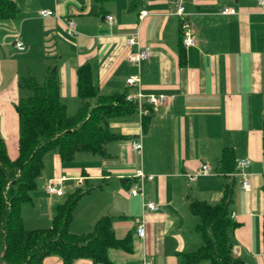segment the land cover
<instances>
[{
	"label": "crops",
	"instance_id": "crops-1",
	"mask_svg": "<svg viewBox=\"0 0 264 264\" xmlns=\"http://www.w3.org/2000/svg\"><path fill=\"white\" fill-rule=\"evenodd\" d=\"M13 1L15 18L0 20V138L10 160L18 155L14 105L31 95L23 80L32 77L41 83L48 67L57 69L59 97L66 112L69 104L77 111L80 106L75 72L82 65L89 66L98 95L134 92L124 81L138 74L142 93L173 96L164 106H149L150 114L142 125L135 109L109 119V130L121 138L105 145L104 158L77 153L64 163L56 151L46 153L43 162L47 160L49 166L43 163L37 178L42 191L34 192L30 201L33 214L25 208L29 225L21 212L24 230L50 227L55 207L73 191L81 192L69 230L87 233L97 219L110 216L115 238L125 242L122 248L108 249L112 264H141L144 259L151 264H183V255L201 242L195 235L196 216L188 204H214L230 184V214L234 213L237 223L231 255L246 264H264V4L258 0H183L195 39L184 48L179 19L171 13L168 0H138L133 8L128 7L129 0H115L111 7H104L105 15L113 16L111 25L93 0ZM222 7H232L236 14L219 15ZM44 9L54 15L39 16ZM142 10L147 16L139 19ZM68 19L74 22L75 35L65 32ZM134 33L140 47L150 49L149 58L138 65L125 59L124 40ZM16 39L22 42V50L13 46ZM89 103L94 106L95 100ZM131 141L141 143L140 152L130 149ZM224 148L231 150L235 161L249 159L250 192L240 188L234 171L218 172ZM213 159L214 174L188 180L187 175L197 173L201 163L211 167ZM138 169L153 176L144 181L143 192L144 201L158 204L155 212H142L141 198L127 194ZM48 183L63 189L61 203L44 192ZM139 221L144 224L143 238L135 233ZM42 264L62 262L49 256ZM74 264L93 263L81 259Z\"/></svg>",
	"mask_w": 264,
	"mask_h": 264
},
{
	"label": "trees",
	"instance_id": "trees-1",
	"mask_svg": "<svg viewBox=\"0 0 264 264\" xmlns=\"http://www.w3.org/2000/svg\"><path fill=\"white\" fill-rule=\"evenodd\" d=\"M113 0H93L105 15L104 7ZM138 0H129L133 8ZM17 6L13 0H0V20L15 18ZM182 59V57H180ZM76 95L80 100L78 111L68 115L59 97L58 73L55 66L46 69L43 81L32 77L23 80L31 95L19 99L14 109L18 116V155L10 160L0 138V250L1 264H42L44 258L56 256L62 264L90 260L93 264H112L107 257L110 248H122L117 240L110 216L96 220L87 233L74 234L69 224L81 192H73L68 200L54 209L51 226L25 231L20 207L30 201V192L43 167L46 153L56 151L61 162H71L77 153H91L105 157V145L121 138L109 130L107 122L113 117L134 111L124 100V93L98 95L91 80L88 65L76 70ZM95 100L94 106L90 101ZM146 121L144 126H146ZM262 153L264 156V122L262 123ZM235 160L230 149H222L218 172L234 171ZM232 188L224 186L221 198L214 204L190 201L189 211L197 217L194 227L200 244L183 255V264H246L230 252V234L237 223L230 217ZM264 246V229L262 232Z\"/></svg>",
	"mask_w": 264,
	"mask_h": 264
},
{
	"label": "built area",
	"instance_id": "built-area-1",
	"mask_svg": "<svg viewBox=\"0 0 264 264\" xmlns=\"http://www.w3.org/2000/svg\"><path fill=\"white\" fill-rule=\"evenodd\" d=\"M171 5V13L178 17L179 19V35H180V43L182 47L186 48L192 46L194 44V36L192 29L190 28V24L188 21L189 13L185 10L184 1L183 0H168ZM259 5L264 4V0H258ZM219 15H234L236 14L235 10L232 7H222L218 10ZM54 15L52 10H40L39 16L43 18H48ZM147 16V12L142 10L138 12V18L142 19ZM105 21L111 25L113 23V16L110 14L104 15ZM65 32L67 35H75V25L71 19L66 21ZM125 47L128 49L125 59L128 63L138 65L140 62L145 61L150 56L149 47H140L138 41V34H130L124 40ZM13 46L18 49H23V44L19 39H16L13 43ZM135 46V49L131 48ZM127 88H134V92H126L124 93V100L128 103H131L136 111V114L139 119V123L142 125V121L149 116V106H164L169 103L173 96L167 95L163 93L158 94H144L140 89V77L138 74L129 75L125 78L124 81ZM130 149L133 151L140 152L141 143L139 141H131ZM249 159L241 158L235 161L234 165V175L237 176L240 180V188L244 191L250 192L251 190V174L248 172L249 167ZM210 167L206 163H201L198 167L197 173L187 175L189 181H195L196 177L199 175H210ZM134 182L130 185L127 190V194L131 197H140L141 198V210L142 212H155L158 210V204L154 201H144V192H143V184L145 180H152V175L144 174L141 169L135 170L133 173ZM261 177L264 182V161L262 163V171ZM44 192L47 195H51L55 197L58 203H61V197L63 196V189L58 187L54 183H48L44 186ZM234 213L230 214L232 218ZM262 222L264 227V213L262 214ZM136 236L139 238H143L145 230L144 224L142 221H139L135 228ZM141 264H151L147 260H142Z\"/></svg>",
	"mask_w": 264,
	"mask_h": 264
},
{
	"label": "rangeland",
	"instance_id": "rangeland-1",
	"mask_svg": "<svg viewBox=\"0 0 264 264\" xmlns=\"http://www.w3.org/2000/svg\"><path fill=\"white\" fill-rule=\"evenodd\" d=\"M115 0H113V1H111V2H109L106 6H112V4H113V2H114ZM73 106V105H72ZM72 106L69 104V109L67 110V112H68V114H70V115H74V114H76V112H77V110L75 109V108H77V107H75L74 106V108H72ZM50 153H52V152H50ZM44 165H45V167H48L49 165H48V162H47V160H44ZM215 163H214V159L211 161V167H210V171H211V173H215V169H214V165ZM42 172V171H41ZM36 185H35V188L30 192V201L34 198L33 197V194H34V192H41L42 190H41V187H40V184L37 182V179H36ZM113 183H118V180H113ZM68 193H69V191H67ZM74 192V191H73ZM70 194V193H69ZM30 201H27V202H23L22 204H21V207H20V211L22 212V215L25 213V208L27 209V207H28V211L31 213V214H33V212L31 211V206H30ZM29 212H27V213H29ZM24 216V218H25V223L27 224V225H29V221H28V218H29V214L28 215H26V213H25V215H23ZM195 220H196V222H197V217H195ZM40 226H42V225H40ZM48 226V225H47ZM259 232V231H258ZM195 235H197V237H199V234L198 233H196ZM258 235H259V233H258ZM234 241H235V238H234V235L233 234H230V242L232 243V244H234ZM257 243H259V240L257 239ZM1 251V250H0ZM0 258H1V253H0ZM208 263V262H207ZM0 264H1V259H0Z\"/></svg>",
	"mask_w": 264,
	"mask_h": 264
}]
</instances>
